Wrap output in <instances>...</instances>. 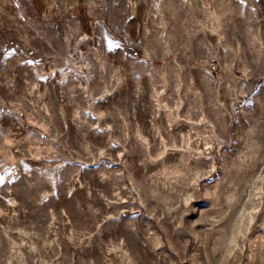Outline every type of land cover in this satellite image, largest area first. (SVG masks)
<instances>
[{
    "label": "rangeland",
    "instance_id": "obj_1",
    "mask_svg": "<svg viewBox=\"0 0 264 264\" xmlns=\"http://www.w3.org/2000/svg\"><path fill=\"white\" fill-rule=\"evenodd\" d=\"M0 264H264V0H0Z\"/></svg>",
    "mask_w": 264,
    "mask_h": 264
}]
</instances>
